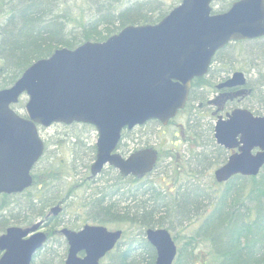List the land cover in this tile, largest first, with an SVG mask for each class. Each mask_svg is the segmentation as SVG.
<instances>
[{
    "label": "water",
    "instance_id": "obj_1",
    "mask_svg": "<svg viewBox=\"0 0 264 264\" xmlns=\"http://www.w3.org/2000/svg\"><path fill=\"white\" fill-rule=\"evenodd\" d=\"M212 2L180 0L156 23L130 24L102 41L59 47L32 62L11 86L1 88L0 194L21 192L32 184L30 171L44 151L38 126L53 123L95 127L93 175L106 164L124 177L151 172L155 149L126 157L115 152L122 129L151 119L166 125L185 107L192 80L207 73L218 50L232 41L264 36V0H235L219 13L213 12ZM245 83L244 73L235 71L218 87ZM24 93L25 116L12 107ZM213 136L218 145L233 151L214 170L217 182L259 173L264 165V115L235 107L218 115ZM59 210L55 205L50 212L56 216ZM42 224L40 220L7 227L0 234V264H33L47 238ZM60 232L68 244L64 264H101L122 233L91 224ZM145 237L155 248L154 264L173 263L177 247L168 229L147 228Z\"/></svg>",
    "mask_w": 264,
    "mask_h": 264
},
{
    "label": "trees",
    "instance_id": "obj_2",
    "mask_svg": "<svg viewBox=\"0 0 264 264\" xmlns=\"http://www.w3.org/2000/svg\"><path fill=\"white\" fill-rule=\"evenodd\" d=\"M85 1L88 4L86 10L82 8V15L74 16L70 21L69 11L58 9L63 0H12L7 23L0 28V88L11 85L33 61L48 57L58 47L74 48L87 40L102 41L130 24L156 23L180 0H171L167 4L164 0ZM232 1L234 0H229L226 6L216 9L213 7L214 12L226 10ZM239 42L241 41L236 43ZM217 53L214 61L220 62L222 58H218ZM217 71L216 69V73L212 72L209 77H216ZM261 74L264 77V73ZM200 80H193L187 105L180 111V114L187 116V128L185 131L183 128L181 134L187 144L193 142L191 157H195L198 163L207 161L202 170L195 171V177L196 174L200 177L206 170L222 164L229 154L227 149L215 142L213 124L201 123L197 126L192 121V116H195L190 105L192 102L196 103V109L200 111L197 115L203 118L208 114L216 117L222 112L207 96L198 95L201 87L212 85L208 79ZM201 107L204 112L200 110ZM253 112L261 114L258 110ZM152 121L146 122L144 126L153 123ZM172 122L174 119L170 123ZM81 125L86 130L93 128L88 124ZM69 143L72 148L79 146V137L71 134ZM91 151L94 157L93 147ZM172 157L175 158L171 154V162L165 163L164 167L179 174L182 168H188L181 159V164L172 165L176 160L172 161ZM42 159L43 156L34 168V182L31 187L20 194L0 196V232L12 224L30 225L44 217L51 206L67 201L68 197L64 195V186L60 180L66 175L61 173L64 167L59 161L40 167ZM159 160L158 158L154 170ZM162 173L166 174L165 171ZM209 175L217 183L213 175ZM116 178L121 179L119 175ZM174 179H177L175 175ZM162 181L163 178L159 181L156 176L151 181L147 180L144 193L146 198L143 202L139 201L135 187L132 188L134 194L128 196L132 204L121 208H117L112 202L103 205V197L96 199V213L101 215V222L109 214L110 220L127 222L137 228L135 234L133 231L124 232L123 237L128 240V246L122 248L119 245L111 251L106 256V264H154L156 252L146 240L145 230L164 227L172 231L177 227H187L191 222L194 225L185 237V247L177 250L172 264H195L194 256L196 250L202 248L201 245L208 246L207 264H264V166L256 176H232L226 182L220 183L221 189L204 198V201L196 198L197 185L193 184L195 188L191 189V183H179L176 191L171 193L173 188L165 189ZM132 183L133 180H128L127 186ZM116 184L117 181L110 185V198L125 185ZM67 193L69 195V190ZM51 236L52 232L48 240ZM138 242L142 245L141 248L134 247ZM59 246L64 249L60 251L44 246L35 254L34 263L64 264L67 244L63 241ZM134 254L139 256L134 258Z\"/></svg>",
    "mask_w": 264,
    "mask_h": 264
},
{
    "label": "rangeland",
    "instance_id": "obj_3",
    "mask_svg": "<svg viewBox=\"0 0 264 264\" xmlns=\"http://www.w3.org/2000/svg\"><path fill=\"white\" fill-rule=\"evenodd\" d=\"M164 1L166 4L171 2V0ZM228 1L229 0H214L213 7L216 9L226 6ZM11 2L12 0H0V28L1 26L4 27L7 23V19L10 15L9 7ZM59 6L60 7L58 9L60 11H69L68 15H70V21H72L74 16H80V14L82 15L83 10H86L88 4L85 0H63V3ZM236 42L227 44L223 50L221 49V51L217 53V57L222 58V60L225 61H215L212 65L218 70V74L221 79L223 76H225V78L230 76L234 70H242L247 76L252 93L249 96L238 99L237 103L232 102L229 106L242 105L252 111L258 110L261 114H264V77L261 74L264 73V37L254 40H244L239 43ZM219 81V79L215 78L214 81H211L212 85L205 86L204 91L199 89L198 95L207 96L209 99L213 98L217 94V91H214V85ZM26 99V95H23L20 103L15 106V108L22 114L25 111L24 104ZM190 105L195 111H193L195 116H192L193 123L197 124V126H200L201 123H214L216 119L215 115L208 116V114L203 118V116L197 115L200 111L196 109V103L192 102ZM212 109H214V107ZM200 110L204 112L202 107ZM186 117L187 116L179 113L178 116L174 118V122L168 123L167 125H161L160 123L153 122L146 126H137L135 132L129 134V140L128 137H125L123 142L126 141L127 146L124 148L127 150L129 149V151L147 147L156 148L159 151V159L164 160H159L157 168L145 177V190L147 180L151 181L156 176L159 181L163 178L162 184L165 189L169 190L173 188L171 193L176 191V187L179 183H191V189L195 188L192 186L193 184L195 186L197 185L198 188L196 190L198 191V197L196 198L199 201H204V198L214 194V191L218 192L221 189V184L213 182L209 175L213 173V170L217 166L206 170V173L200 174V177L197 174V177H195V171L202 170L203 165H206L207 161H201V163H198L195 157H191L193 155V152L191 151L193 148V142L187 144L184 141V135L182 136L181 134V130L184 128L183 130L185 131L187 128ZM39 134L44 139L46 145L45 153L43 155V159L39 163V166L42 167L44 165H48L50 162L53 164L55 161H59L62 167H64L62 168L61 173L66 174L65 176L63 175V177L62 175L60 176V178L62 177L60 180L64 186V188H62L64 189V195L68 197L67 201H65L66 204L64 205L63 212L61 214L59 213L62 221L64 219L68 220L71 218L72 222L76 225H81L83 222L78 220V218H81L82 220H88L87 222L90 223H97V221H99V219L101 220L102 217L100 214L96 213L98 211V203H96V199L101 197H103V200L105 201L112 202L115 206H117V208L132 204L128 196L129 194L134 193L132 189L133 186H127L126 180H118L116 178L117 173L110 170L109 167H106V169L93 181H90V179H87L86 177L88 173H85V171H87L91 161L93 160V152L91 151V148L94 146L97 138V131L95 128L86 130L80 123H73L70 125L54 123L48 127L41 126ZM71 134L79 137V146L74 148L70 146L69 141ZM171 154L175 157H172V161L176 159L172 165H175L176 163L181 164V160H184L186 163L188 168H182L181 174L177 171H175L177 172L175 173L171 168L167 169L164 167L165 163L169 164L171 162ZM184 162L182 164H184ZM163 171H165L166 174L162 173ZM174 175L177 179H174ZM116 181V186H123L125 184L124 188H120V192L114 194L110 198V188L108 185L109 183L112 185V183ZM69 187H72V189H69ZM186 189L189 188L186 187ZM68 190L69 195L67 193ZM142 198L145 200L146 195H142ZM106 203L107 202H103L102 204L106 205ZM211 207L212 205L209 206V208ZM48 213H50V210ZM104 219L105 221L102 224L107 226L110 230L120 228L123 229L124 232L127 231L128 233H131V231H133V234L137 233L136 227L130 226L127 222H118L112 218V220H110L109 214L107 215V218ZM193 225L194 222H191L187 227H177L170 231L172 236L176 237L175 241L178 249L180 248L182 250V248L185 247V237L187 233L191 231ZM57 227L59 229L61 226L58 225ZM122 240H126V237ZM63 241H65L63 236L55 233L47 241L45 247H52L53 249L57 248L61 251L64 247L59 245H61ZM200 247L202 248L196 250L194 263L207 264L209 263L208 246L201 245ZM135 251L137 252V250ZM134 255H136L134 258L139 256L138 254ZM102 262L106 264L108 262V258L106 257L102 260Z\"/></svg>",
    "mask_w": 264,
    "mask_h": 264
},
{
    "label": "flooded vegetation",
    "instance_id": "obj_4",
    "mask_svg": "<svg viewBox=\"0 0 264 264\" xmlns=\"http://www.w3.org/2000/svg\"><path fill=\"white\" fill-rule=\"evenodd\" d=\"M223 61H225V60H222L221 59V61L220 62H223ZM213 62H215L214 61V59L212 60V62H211V64H210V66H209V68H208V71H207V73H206V75H203V76H201V77H197V78H199V79H201L200 80V82L201 81H203V79H208L209 80V82H211V81H214L215 80V78H217V79H219L220 81L218 82V83H216L214 86H215V92L217 91V94H216V96H214L213 98H210L209 100H210V102H212L213 104H215V105H217L221 110H222V112H225V111H227V110H229V109H231L232 107H237V106H242V105H231V106H229V104H232V102H236L237 103V101H238V99H241V98H243V97H246V96H249L251 93H252V89H251V86L249 85V83H248V80H247V83H246V85H245V87L243 88V89H241V87H239V86H234V87H218V85L222 82V81H224V80H226V78H225V76H223L222 77V79H221V77H220V75L218 74V75H216V77H215V75H212V77H209V76H211V73L213 72L214 74L216 73V68L215 67H213ZM235 71V70H234ZM217 73H218V71H217ZM195 79V78H194ZM193 79V80H194ZM211 79V80H210ZM192 84H193V81H192ZM205 86L206 85H204V87H201L200 88V90L201 91H204V89H205ZM191 89H192V86H191ZM191 89H190V91H191ZM241 90H244V93H240V94H238V92H240ZM243 107V106H242ZM152 122H157V123H159L158 121H156V120H153ZM170 123V122H169ZM137 128V126H135V127H133V128H130V129H128V128H124V129H122V131H121V137H120V140H119V142H118V144H117V148H116V152H118L120 155H122V156H127L129 153H131L132 151H134V150H132V151H129V149L127 150V149H125L124 147L125 146H127V143H126V141L125 142H123L124 140H125V137H128V140L130 139V137H129V134H132V133H134L135 132V129ZM93 150H94V157H93V160H94V158H95V153H96V146H95V143H94V146H93ZM157 150V149H156ZM157 152H158V154H159V151L157 150ZM92 160V161H93ZM92 161H91V163H92ZM91 163H90V165H91ZM89 165V167H88V169H87V171H85V173H88L87 175H86V177H87V179H90V181L92 180H94V179H96V177L100 174V173H102L105 169H106V167H109L110 168V170H112V171H115L116 173H117V176L119 175L120 176V178L122 179V180H126V181H128V180H133V183H132V185H134L133 186V188L135 187V188H137V190H138V197H139V201L140 202H143L144 200H143V198H142V195H144V193H145V177L147 176L146 174H143V175H128V176H122L121 174H120V172L118 171V169H116L114 166H112V165H105L97 174H95V175H93L92 173H91V166ZM34 166L32 167V169H31V171H30V174H31V176H32V179H33V181H32V184H33V182H34V175H33V172H34ZM127 183V182H126ZM108 187L110 188V183H109V185H108ZM136 190V189H135ZM2 194H4V193H2ZM2 194H0V196L2 195ZM6 194H10V195H13V194H20V193H6ZM134 194V193H133ZM110 196V195H109ZM130 200V199H129ZM133 201H134V199H133ZM132 201V202H133ZM104 202H108V203H110V201H105L104 200ZM66 203L64 202V201H61L60 203H59V205H60V210H59V213L61 214L62 212H63V210H64V205H65ZM52 207V206H51ZM50 207V208H51ZM50 208H49V210H50ZM49 210H48V212H49ZM48 212H46V215L44 216V217H41V218H39L38 220H43V224L41 225V227H40V230H42L47 236H48V238H49V236H50V232H52V235L53 234H61L62 235V233L60 232L61 231V229H62V227H67V228H69V229H72V230H75V231H79L85 224H102L103 222H101V220L99 219V221H97V223H90V222H87L88 220H82L81 218L79 219L78 218V220L79 221H81V222H83L81 225H76L74 222H72V220H71V218H69L68 220H66V219H64L63 221L61 220V217H60V214L58 213L56 216H52L51 214H49ZM73 219V218H72ZM75 220V219H74ZM67 222H69V223H67ZM57 223H59V225L61 226L59 229H58V227H57ZM102 225H104V224H102ZM9 226H18V224H12V225H9ZM8 226V227H9ZM107 227V226H106ZM107 229H109L108 227H107ZM5 230H6V228L2 231V232H0V234L1 233H3V232H5ZM49 230V231H48ZM110 230V229H109ZM123 233H124V230L122 229V239H123ZM63 236V235H62ZM64 238V237H63ZM122 239H120L119 241H118V243L115 245V247L113 248V250H115L119 245H121L122 246V248H124V247H127L128 246V240L126 241V240H122ZM65 240V239H64ZM66 242V241H65ZM46 245V243L44 244V246ZM134 247L136 248V247H138V248H141L142 247V245L141 244H139V242L138 243H136L135 245H134ZM43 248H41V250H42ZM2 253V252H1ZM1 253H0V256H1ZM81 254L83 255V252H81ZM108 254H110V250L104 255V257L101 259V263L102 264H105V263H103L102 262V260H104L105 258H106V256L108 255Z\"/></svg>",
    "mask_w": 264,
    "mask_h": 264
}]
</instances>
